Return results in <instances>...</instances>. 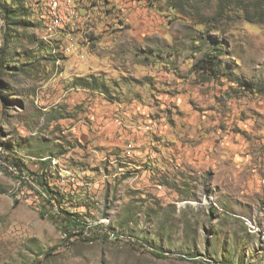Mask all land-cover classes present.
<instances>
[{
  "label": "rangeland",
  "instance_id": "obj_1",
  "mask_svg": "<svg viewBox=\"0 0 264 264\" xmlns=\"http://www.w3.org/2000/svg\"><path fill=\"white\" fill-rule=\"evenodd\" d=\"M179 1L67 0L48 37L49 0H0V147L71 171L93 239L2 170L0 264H264V0Z\"/></svg>",
  "mask_w": 264,
  "mask_h": 264
},
{
  "label": "built area",
  "instance_id": "obj_2",
  "mask_svg": "<svg viewBox=\"0 0 264 264\" xmlns=\"http://www.w3.org/2000/svg\"><path fill=\"white\" fill-rule=\"evenodd\" d=\"M77 16L75 9L69 5L67 0H49L48 13L44 17V30L48 37L60 35L65 28L69 27L73 23V19ZM70 47L65 50L70 52ZM127 154L130 155V150H127ZM46 160V159H43ZM52 167L49 171L51 185H55L60 192L66 191V187L71 185L74 187L77 184V180L73 173L67 169H62L56 166V161L53 160ZM7 171L14 185L17 187L25 186L28 189V194L38 196L39 201L47 200L46 193L37 184V180L29 175L22 167L15 165L13 158L5 153V150L0 147V177L3 171ZM21 196L19 195L18 198ZM36 202V201H35ZM40 210V204H38ZM56 206H51L52 210H56Z\"/></svg>",
  "mask_w": 264,
  "mask_h": 264
},
{
  "label": "trees",
  "instance_id": "obj_3",
  "mask_svg": "<svg viewBox=\"0 0 264 264\" xmlns=\"http://www.w3.org/2000/svg\"><path fill=\"white\" fill-rule=\"evenodd\" d=\"M178 2L176 3V5H171L174 9H178L180 8V4H178L180 1L177 0ZM237 2V5H235L234 7L237 8L240 12H242L241 14H248V11L246 10L247 7L244 6L242 4V1L240 0H236ZM35 3H36V0H35ZM182 4H185V1H182ZM182 12V11H180ZM41 20L39 22L38 25H40L41 28H43V21L44 20V17L41 16L40 17ZM37 25V26H38ZM217 56L215 55V53L213 54H206V55H203L200 63H197V66L199 67L200 70H206V72H212L213 70L216 69L217 67V63H216V60H217ZM215 72V71H214ZM89 81L87 80H81L79 79L78 80V83L77 85L84 88V89H90V90H93L94 88H97L98 85L95 84L93 86L94 83L90 82L88 83ZM88 84H91V86H89ZM14 154V153H12ZM16 155H12V158H14V162H15V165L19 166V167H22L29 175H31L32 177H34L36 180H37V184L42 188V190L46 193L47 195V200H42L41 204H40V210H39V215L42 217V218H55L57 216H59V214H64V216L62 217V219L59 220V224H58V230L59 232L63 235L64 239L65 240H70L71 238H74V237H78L81 239H83V241L85 242H91L93 241V239H91L92 237H88V235H86V231H87V228L86 226L82 225V223H80L79 219L77 218V215L75 213H70V212H62L61 210H59L58 206L55 204L57 198H55V194L56 195H59L60 198L63 197V195L65 194L64 192H60L59 189L56 190L55 187H53L54 185H51L49 183L50 181V173L49 171L50 170H45L44 172H41V173H34V172H30L28 169H26L25 165L23 164V162L18 159V158H15ZM55 193V194H54ZM56 206V210H50L48 209V207L50 206ZM86 236V237H85ZM101 241L103 239H100ZM154 256L158 257V258H162V255H160L159 253H153Z\"/></svg>",
  "mask_w": 264,
  "mask_h": 264
}]
</instances>
